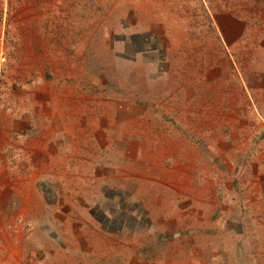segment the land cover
Segmentation results:
<instances>
[{
  "label": "rangeland",
  "instance_id": "1",
  "mask_svg": "<svg viewBox=\"0 0 264 264\" xmlns=\"http://www.w3.org/2000/svg\"><path fill=\"white\" fill-rule=\"evenodd\" d=\"M148 253L264 264V0H0V264Z\"/></svg>",
  "mask_w": 264,
  "mask_h": 264
},
{
  "label": "crops",
  "instance_id": "2",
  "mask_svg": "<svg viewBox=\"0 0 264 264\" xmlns=\"http://www.w3.org/2000/svg\"><path fill=\"white\" fill-rule=\"evenodd\" d=\"M136 262L137 263H145V264H148V263H151L152 262V259H151V255L148 253L146 255H141L139 257H136ZM119 263H126L125 261L121 260L119 261ZM118 263V264H119Z\"/></svg>",
  "mask_w": 264,
  "mask_h": 264
}]
</instances>
